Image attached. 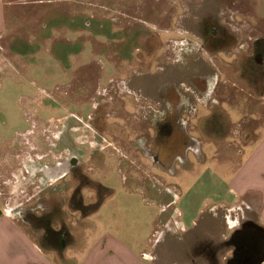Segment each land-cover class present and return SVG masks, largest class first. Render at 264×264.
Instances as JSON below:
<instances>
[{
	"label": "rangeland",
	"instance_id": "1",
	"mask_svg": "<svg viewBox=\"0 0 264 264\" xmlns=\"http://www.w3.org/2000/svg\"><path fill=\"white\" fill-rule=\"evenodd\" d=\"M7 2L0 194L10 199L13 217L28 221L26 214L39 213L45 200L75 222L78 178L58 177L59 166L75 157L91 186L83 187L85 205L100 191L97 209L83 219L89 224L82 246L67 251L79 264L88 257L95 264H191L188 254L199 240L228 236L223 213L213 218L206 208L233 199L228 180L236 152L205 142V128L225 125L223 110L232 124L243 120L239 128L258 130L262 123L264 81L241 91L217 77L237 53L249 55L264 40V0ZM204 28L225 32L224 51L202 47ZM205 74H211L206 85L191 80ZM167 82L180 94L174 104L184 131L198 143L189 151L166 144L173 124L157 125ZM163 202L173 208L164 220Z\"/></svg>",
	"mask_w": 264,
	"mask_h": 264
},
{
	"label": "crops",
	"instance_id": "2",
	"mask_svg": "<svg viewBox=\"0 0 264 264\" xmlns=\"http://www.w3.org/2000/svg\"><path fill=\"white\" fill-rule=\"evenodd\" d=\"M7 7H11V4L7 0H0V39L5 25L7 27L5 14ZM64 21H67V19H64ZM237 54L233 64L227 66L228 68L224 70L225 75H223V78L217 77V80H223L225 84L235 87L239 86L243 91L244 86L248 89L251 84L245 76V72H242L238 66L242 53ZM210 70L216 72L218 69L210 67ZM259 81H264V79L260 78ZM262 91L263 94L261 93L260 100L262 102L263 120L258 130L254 128L255 130L250 131V127L247 129L239 128V124L243 120L232 124L229 114L224 110L221 115L225 125H223L221 131L216 133L215 128H205L209 130V132L205 131V142H213L217 147H220L221 151L230 148L232 152H236L235 173L228 180V194L233 199L231 202L213 203L206 208L213 218L219 217L221 219V211L223 217L227 220L226 225L223 227L230 231L237 229L240 223L247 221H251L264 230V89ZM198 122L196 131L201 133L204 122L202 120ZM234 126H236V129L233 128ZM230 137H233L234 140L237 139L238 142L228 141ZM199 145H201L200 142ZM11 207L10 199L4 200L0 194V264H79V260L67 255V251L73 247L82 246L83 230L89 223L71 224L69 235L73 239L69 243H63L57 247L56 242L61 235L60 225L53 223L48 228L47 231L50 233L49 235L46 233L45 239L44 231L46 230L33 225L29 220H24L23 217L20 219L16 217L15 219ZM232 215H234V219ZM193 226H196L195 220H193ZM225 236L226 234L223 237ZM49 238H54V240H47ZM89 261L88 257L83 264L96 263L94 259L91 263ZM261 264H264V260Z\"/></svg>",
	"mask_w": 264,
	"mask_h": 264
},
{
	"label": "flooded vegetation",
	"instance_id": "3",
	"mask_svg": "<svg viewBox=\"0 0 264 264\" xmlns=\"http://www.w3.org/2000/svg\"><path fill=\"white\" fill-rule=\"evenodd\" d=\"M198 32L200 34V38L202 39V47H204V45H210L208 46V49L215 50L216 53L224 51L226 48L225 46L223 47V43H226L228 37H225L226 35L224 31L219 30L216 32H210L209 29L204 28ZM239 61L240 62L238 66L242 72H245V76L249 79L250 83L251 81H259L260 78L262 80L264 79V46L261 47V45H253L250 54L246 56L242 54ZM210 75H199V79L192 77L191 80L204 81L206 85V81ZM163 86L167 87V89L165 88L163 90V87L160 88L159 97L161 98L162 105L161 109L157 113V125L161 124L168 127L169 124H173L165 138L166 141H168L166 144H170L171 147L174 148H180L183 146L185 150L189 151V149L195 148L198 143L192 140L187 135V132L184 131V125L181 123L179 112L175 109L174 102L180 101V94L171 83L167 82ZM215 103L216 102L213 104ZM213 104L209 105L210 109H213L212 112H214V109L218 108L217 103L216 105ZM213 115L216 114L212 113V116ZM210 123L215 127L216 133L221 131L223 125H219V128L218 125H215L212 122ZM81 167L82 165L80 161L75 157H72L71 160L65 162L58 168L59 172H61L58 175L59 178L66 177L68 174H76L78 178L77 187L74 191V194L76 193L78 200L76 208L77 210L74 211L75 222L70 223V221L65 220L67 212H65L59 204H55L53 202L48 204L45 200H43V209H41L39 213L33 212L31 210L30 213L26 214L28 215L29 222L42 228L43 230H48V228H50L53 223L60 225L61 235L56 242L57 247L63 243L67 244L73 239L71 235H69L71 227L70 225L73 223L83 224L85 218L93 214L99 205L100 191H97L96 193H93L92 191V198L95 202H93L91 205H85V202L83 201V187L91 186L89 185V182L87 183V180L80 172ZM43 175L45 178L50 176L48 178L50 179V170L44 172ZM74 194H72V196ZM48 198L50 199L51 196ZM52 206H56V211H52ZM162 206L163 217L161 219L164 220V217H169V213L173 211V208L172 206L168 205V202H165ZM39 207L41 208L42 205ZM84 207H90V209L85 211ZM45 235L46 232L44 231V236ZM221 235L224 236V234ZM44 238L46 239V236ZM50 239L54 240V238H49L47 240ZM188 257L191 264H200L201 262H206L207 264H261L262 260L264 259V232L251 221H247L242 224L240 223L237 229L233 230L228 236L226 235L225 237H222L220 240H216L214 238L199 240L198 243H196L190 249Z\"/></svg>",
	"mask_w": 264,
	"mask_h": 264
},
{
	"label": "trees",
	"instance_id": "4",
	"mask_svg": "<svg viewBox=\"0 0 264 264\" xmlns=\"http://www.w3.org/2000/svg\"><path fill=\"white\" fill-rule=\"evenodd\" d=\"M261 42H264V40H262V41H261L260 39H259V40H256V41H255V44L258 45V46H260V45L262 44ZM46 231H47V230H46ZM46 231H45V232H46ZM46 233H47V235H49L50 232L47 231Z\"/></svg>",
	"mask_w": 264,
	"mask_h": 264
},
{
	"label": "water",
	"instance_id": "5",
	"mask_svg": "<svg viewBox=\"0 0 264 264\" xmlns=\"http://www.w3.org/2000/svg\"><path fill=\"white\" fill-rule=\"evenodd\" d=\"M257 227H258V226H257ZM258 228H259V229H261V230H263V229H262V228H260V227H258ZM263 232H264V230H263ZM263 260H264V259H263ZM263 260H262V261H263Z\"/></svg>",
	"mask_w": 264,
	"mask_h": 264
}]
</instances>
